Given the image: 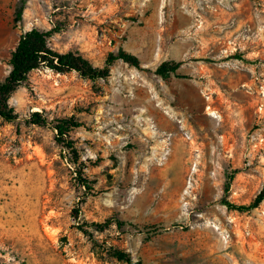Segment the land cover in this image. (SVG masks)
Segmentation results:
<instances>
[{"label": "rangeland", "instance_id": "1", "mask_svg": "<svg viewBox=\"0 0 264 264\" xmlns=\"http://www.w3.org/2000/svg\"><path fill=\"white\" fill-rule=\"evenodd\" d=\"M55 27V51L101 69L123 50L142 69L118 61L95 81L40 69L12 94L0 264H127L114 249L142 264H264V202L222 203L264 191V0H0V80L24 31ZM167 63L177 74L158 71ZM64 120L80 124L76 155L56 142Z\"/></svg>", "mask_w": 264, "mask_h": 264}, {"label": "trees", "instance_id": "2", "mask_svg": "<svg viewBox=\"0 0 264 264\" xmlns=\"http://www.w3.org/2000/svg\"><path fill=\"white\" fill-rule=\"evenodd\" d=\"M22 5L16 12L15 22H22L23 20ZM61 31V28L55 27L49 31H41L37 28H32L28 31H24L19 39L17 46L12 52L9 60L10 72L4 80H0V119L6 122L12 123L18 119V115L14 109L10 106V99L16 89L28 80L29 75L40 69H49L57 73H64L70 71H76L82 76L91 80H97L100 78H106L110 75L112 66L122 61L130 64L131 66L142 69V63L135 55L129 54L123 50L118 54H111L107 59L105 66L101 69L95 68L91 63L72 52L61 53L55 51L49 46V40L57 33ZM231 59L245 61L241 55H234ZM180 68V63H167L162 64L158 71L161 73L177 74ZM35 124L46 125L47 121L40 118L39 114ZM80 127V124L73 120L61 121L54 129L57 132L56 142L63 147V149L69 151L70 154L76 155V149L73 142L70 139V132ZM76 159H71L70 163L77 165ZM233 176L227 177L228 181L225 186V191L228 193L230 189V181ZM79 185L85 188L87 191H92V184L86 178H82L79 174ZM264 202V191L259 193L250 204L237 205L230 202L228 199L223 198L222 203L229 210L238 211L240 213L251 212L260 207ZM97 227H103L102 224H94ZM123 222L118 221L117 227L122 228ZM87 233V232H85ZM113 257L127 264H142L141 261L135 262L132 257L121 250L114 249Z\"/></svg>", "mask_w": 264, "mask_h": 264}, {"label": "bare ground", "instance_id": "3", "mask_svg": "<svg viewBox=\"0 0 264 264\" xmlns=\"http://www.w3.org/2000/svg\"><path fill=\"white\" fill-rule=\"evenodd\" d=\"M208 112L209 113H207L208 114V116L210 117V116H213V117H216L215 116V114H214V112L212 111V108L211 107H208ZM169 118V117H168ZM170 119V118H169ZM213 120V119H212ZM169 121H171L172 122V124H173V127H172V130L175 132V131H177V127H176V125H175V122L172 120V119H170ZM209 121V120H208ZM215 122V121H214ZM209 124V123H208ZM164 131H166L168 134H172V133H170L168 130H164ZM176 133V132H175ZM169 141H173V135L171 136V138L169 139ZM170 143V142H169ZM171 146V145H170Z\"/></svg>", "mask_w": 264, "mask_h": 264}]
</instances>
